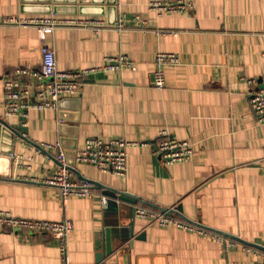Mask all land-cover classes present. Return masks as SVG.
Instances as JSON below:
<instances>
[{
	"label": "crops",
	"instance_id": "obj_1",
	"mask_svg": "<svg viewBox=\"0 0 264 264\" xmlns=\"http://www.w3.org/2000/svg\"><path fill=\"white\" fill-rule=\"evenodd\" d=\"M150 1L0 0V119L19 133L13 144L10 139L0 143L2 150H12L11 162L0 163V212L70 221L68 264H96L108 229L113 253L103 264H257L264 254V127L255 119L241 79L264 76V0H196L191 14L161 17L148 11ZM122 15L145 16L150 30L58 28L45 44L54 49L59 71L101 67L106 58L122 54L135 70L92 75L78 96L61 101L58 111H32L26 126L19 116H5V78L17 68L39 71L43 46L37 29L6 20L113 25ZM158 53L181 58L180 65L165 67L163 90L151 85ZM162 132L189 142L192 158L165 166L157 153ZM91 137L133 144L126 178L76 161ZM57 143L66 149L73 180L94 184L93 197L64 202L58 189L44 183L59 164L56 151L40 146ZM106 188L136 201L112 199ZM141 205L177 211L174 217L238 240L226 245L177 227L161 228L134 218L133 210ZM0 264L65 262L50 235L23 236L0 225Z\"/></svg>",
	"mask_w": 264,
	"mask_h": 264
},
{
	"label": "built area",
	"instance_id": "obj_2",
	"mask_svg": "<svg viewBox=\"0 0 264 264\" xmlns=\"http://www.w3.org/2000/svg\"><path fill=\"white\" fill-rule=\"evenodd\" d=\"M196 0H151L148 11L158 17L173 14H191L195 10ZM10 25L22 28H35L38 30L43 46L41 48L42 64L39 71L27 68H17L5 78L3 82V101L5 116H19L25 121L32 111H58L62 100L76 97L80 94L84 81L92 75L105 72H119L124 69L135 70L131 59L126 55L106 58L101 67L77 71H59L57 68L54 49L45 44L47 36L58 28L80 27L99 33L104 30L114 31H139L148 32L149 21L143 15H122L114 25L104 21H75L57 20L52 18L42 19H10L5 21ZM158 34H167L170 31L156 30ZM181 64V58L174 53H158L155 57V68L152 72L151 85L155 89L163 90L166 87V66ZM248 88L250 107L258 124L264 127V76L259 79L242 78ZM132 143L121 139L112 138L104 140L91 137L85 141L84 147L77 151L76 161L96 167L102 173H112L118 177L126 178L128 172V149ZM48 150L56 151L58 169L44 182L46 185L58 189L61 199L66 202L71 197H93V184L89 181L78 182L73 180L74 168L68 163L66 149L62 143L55 145H42ZM157 153L165 166L189 161L193 156L192 145L187 141H178L162 132L157 144ZM107 206L108 200L103 199ZM135 218L146 219L151 224L161 228L177 227L200 235L213 237L218 242L234 245L236 242L223 235H218L196 224L185 222L180 218L168 216L162 211L138 206ZM0 225L18 233L19 235H50L60 244L61 253L67 262L66 241L72 233L73 226L70 221L49 222L31 219H20L8 213L0 212ZM257 264H264L262 260Z\"/></svg>",
	"mask_w": 264,
	"mask_h": 264
},
{
	"label": "water",
	"instance_id": "obj_3",
	"mask_svg": "<svg viewBox=\"0 0 264 264\" xmlns=\"http://www.w3.org/2000/svg\"><path fill=\"white\" fill-rule=\"evenodd\" d=\"M15 136H19V133L15 132L14 130H11L8 127L7 123L5 121H3L2 119H0V143L1 144L2 143H8V139H10L11 144H13ZM1 148L2 147H0V163L2 161H6V162L10 163L11 162L10 155L12 154V150H10V149L2 150ZM104 194L106 196L112 198V199H117L118 201H122L125 203H133L134 204L136 201V199H133L130 195H128L124 192H117V191L107 189V188L105 189ZM111 204H112V202L109 199L106 207L111 206ZM159 210L168 216H172L173 214L180 215L179 212L171 211L169 209H159ZM133 215L135 218V209L133 210ZM110 237H111V230L108 229V230H106V246L104 247L103 251L97 255L96 264H103V261L105 260V258H107L108 256H110L113 253ZM227 237H228V235H227ZM229 238L238 240L236 237H232V236H229Z\"/></svg>",
	"mask_w": 264,
	"mask_h": 264
},
{
	"label": "rangeland",
	"instance_id": "obj_4",
	"mask_svg": "<svg viewBox=\"0 0 264 264\" xmlns=\"http://www.w3.org/2000/svg\"><path fill=\"white\" fill-rule=\"evenodd\" d=\"M114 25V24H113ZM119 32H121V31H119ZM142 206V205H141ZM142 207H146V206H142ZM146 208H148V207H146ZM148 209H150V208H148ZM135 210H136V208H135ZM153 210V209H152ZM155 211H157V210H155ZM212 232V231H211Z\"/></svg>",
	"mask_w": 264,
	"mask_h": 264
}]
</instances>
